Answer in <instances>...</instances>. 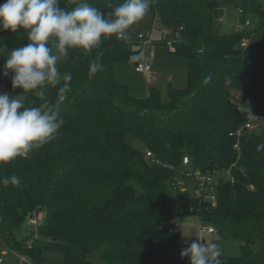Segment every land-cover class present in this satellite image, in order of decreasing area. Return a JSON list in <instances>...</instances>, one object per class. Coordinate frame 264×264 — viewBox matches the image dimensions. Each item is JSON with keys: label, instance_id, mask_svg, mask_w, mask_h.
<instances>
[{"label": "trees", "instance_id": "obj_1", "mask_svg": "<svg viewBox=\"0 0 264 264\" xmlns=\"http://www.w3.org/2000/svg\"><path fill=\"white\" fill-rule=\"evenodd\" d=\"M89 3L108 12L122 0ZM61 4L74 7L72 0ZM219 8L241 10L240 30L214 32ZM149 12L179 35L172 44L187 61V88H170L165 102L154 87L143 98L133 96L114 75L116 61L134 56L125 35L102 38L90 52L69 50L57 65L72 79L55 138L27 157L0 163V177L15 174L21 181L0 184L2 247L26 253L36 264L44 250L62 253L63 264H91L88 255L101 246L105 264H152L150 247L178 243L177 230L166 223L170 186L184 178L176 170L223 168L230 175L217 182L215 204L193 191L177 188L176 196L184 213L242 242L240 255H222L223 264H264V149L257 150L264 129L244 134L237 150L230 135L245 121L239 106L264 115V0H154ZM243 38L249 39L246 47L240 45ZM26 42L23 30L0 32V55ZM97 57L102 71L90 78L88 65ZM4 60L0 56V72ZM0 84L27 107L42 103L36 90L13 89L11 73L0 75ZM59 87L46 90L53 103ZM126 134L140 139L144 149L128 143ZM184 155L190 160L185 167ZM41 208L46 215L37 231L46 239L26 250V239L16 240L13 229Z\"/></svg>", "mask_w": 264, "mask_h": 264}, {"label": "clouds", "instance_id": "obj_2", "mask_svg": "<svg viewBox=\"0 0 264 264\" xmlns=\"http://www.w3.org/2000/svg\"><path fill=\"white\" fill-rule=\"evenodd\" d=\"M74 7L65 8L61 0H5L0 4V32L26 33L27 42L7 52L0 75L11 73V86L20 92L36 90L42 103L27 107L17 95L0 92V163L27 157L33 150L55 138L64 123L59 116L60 103L66 99L70 73L61 74L58 63L69 56V50L90 52L102 38H122L150 10L154 0H122L111 11L101 12L89 0H72ZM102 71L99 57L88 65V75ZM211 77H205L208 83ZM49 86L59 87L61 95L53 103L47 98ZM19 92V93H20ZM264 149L259 144L257 150ZM15 174L0 177V184L19 186ZM193 235H189L192 237ZM195 237V236H194ZM181 257L189 264H223L222 248L202 238L185 240Z\"/></svg>", "mask_w": 264, "mask_h": 264}, {"label": "rangeland", "instance_id": "obj_3", "mask_svg": "<svg viewBox=\"0 0 264 264\" xmlns=\"http://www.w3.org/2000/svg\"><path fill=\"white\" fill-rule=\"evenodd\" d=\"M238 11L235 9L219 8L217 10V18L214 24L215 33H233L238 26ZM147 26V27H145ZM250 26V25H249ZM146 30V31H144ZM141 32L149 34L148 39L152 42H140L136 35ZM174 28H168L160 25L159 17L153 16L148 12L139 22L128 29L125 38L134 56L131 59H122L115 62L114 75L118 82L125 84L129 92L138 98H143L148 93L149 87L156 88L160 93L162 101L169 98V89L185 90L187 88V61L184 57L175 54L173 49V41L179 39ZM131 37V38H128ZM162 39H166L163 41ZM137 60H149L150 69L147 72H137L134 63ZM184 91V96L186 95ZM235 94V93H234ZM125 139L133 147L144 149V145L137 137L126 134ZM180 168L176 170V175H180ZM183 184L178 187L180 190L193 191L192 177H184ZM136 192H141L139 183L132 181ZM176 187L170 186L169 208L170 214L166 217V223L172 225L178 232V243L174 247L171 244L161 243L150 247L152 264H189L188 257H181V250L187 245L185 240L189 242L192 239L202 238L206 243L216 242L222 248V255L239 256L241 241L232 238L225 233L218 231L214 224H208L215 229L214 233L201 232L202 223L199 217L192 213H184V203L176 196ZM46 215L44 208L39 209L35 216L37 218V227L41 226ZM35 225H29L23 222L20 226L13 229L16 240L29 239L36 228ZM39 233V232H38ZM46 235V232H44ZM39 234L38 238L45 241L46 236ZM189 235H193L189 237ZM195 236V237H194ZM5 246L4 241L0 239V248ZM102 246L88 255L87 260L91 264H105L100 258ZM3 264H18L17 259L13 256L11 250L7 247L0 249ZM16 259V260H15ZM34 262V261H33ZM35 263V262H34ZM37 264H63L62 253L54 250H44L42 260Z\"/></svg>", "mask_w": 264, "mask_h": 264}, {"label": "built area", "instance_id": "obj_4", "mask_svg": "<svg viewBox=\"0 0 264 264\" xmlns=\"http://www.w3.org/2000/svg\"><path fill=\"white\" fill-rule=\"evenodd\" d=\"M237 11H241L238 9ZM237 29L240 30V26H237ZM150 35L149 34H138V40L140 42H152L153 40L148 39ZM249 43L248 38H243L240 45L241 47H246ZM135 66V70L137 72H147L150 69V61L149 60H137ZM0 92H7L6 88L3 84H0ZM8 93V92H7ZM239 110L242 112H245V121L241 126L236 128L233 132L230 133L231 136L235 137V142L233 144L234 149H239V139L244 134H250L259 130L264 129V115L249 109V108H243L242 106H239ZM146 158H152V154L150 151L145 152ZM189 157L187 155H184L181 160L182 166H188L189 165ZM184 177H192V185H193V194L196 198H199L201 200L209 201L211 204H215L216 202V184L217 182L222 178V176H229L230 170L229 169H213L211 171H205L202 172L199 169L192 170L189 168L188 170H183L182 173H180L179 176ZM183 179H178L175 181L172 185L176 188L180 187V185L183 184ZM36 212H33V214L29 215L26 218V222L29 225H37V218L34 217ZM37 226L35 230L33 231V234L29 239L25 241L24 247L26 250L32 249L34 246V242L38 239V231ZM201 232H208V233H214L215 229L210 225H201L200 227ZM12 254L17 258L19 261V264H36L33 262L32 258L26 254V253H19L14 252L11 250ZM0 264H3V260L0 254Z\"/></svg>", "mask_w": 264, "mask_h": 264}, {"label": "crops", "instance_id": "obj_5", "mask_svg": "<svg viewBox=\"0 0 264 264\" xmlns=\"http://www.w3.org/2000/svg\"><path fill=\"white\" fill-rule=\"evenodd\" d=\"M14 257H15V256H14ZM15 258H16V257H15ZM16 259H17V258H16ZM16 259H15V260H16ZM16 261H18V260H16ZM18 264H19V261H18Z\"/></svg>", "mask_w": 264, "mask_h": 264}, {"label": "water", "instance_id": "obj_6", "mask_svg": "<svg viewBox=\"0 0 264 264\" xmlns=\"http://www.w3.org/2000/svg\"><path fill=\"white\" fill-rule=\"evenodd\" d=\"M136 64V62L134 63V65Z\"/></svg>", "mask_w": 264, "mask_h": 264}]
</instances>
